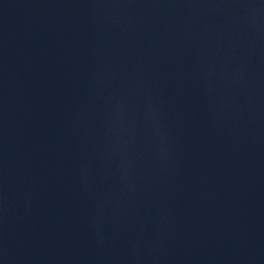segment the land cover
<instances>
[{
    "label": "water",
    "instance_id": "water-1",
    "mask_svg": "<svg viewBox=\"0 0 264 264\" xmlns=\"http://www.w3.org/2000/svg\"><path fill=\"white\" fill-rule=\"evenodd\" d=\"M0 264H264V0H0Z\"/></svg>",
    "mask_w": 264,
    "mask_h": 264
}]
</instances>
